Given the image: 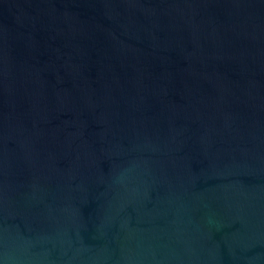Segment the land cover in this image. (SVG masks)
<instances>
[{
  "label": "water",
  "instance_id": "obj_1",
  "mask_svg": "<svg viewBox=\"0 0 264 264\" xmlns=\"http://www.w3.org/2000/svg\"><path fill=\"white\" fill-rule=\"evenodd\" d=\"M0 264H264V0H0Z\"/></svg>",
  "mask_w": 264,
  "mask_h": 264
}]
</instances>
